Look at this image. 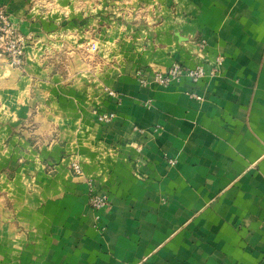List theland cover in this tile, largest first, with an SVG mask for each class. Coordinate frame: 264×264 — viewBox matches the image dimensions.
<instances>
[{
    "label": "crops",
    "instance_id": "1",
    "mask_svg": "<svg viewBox=\"0 0 264 264\" xmlns=\"http://www.w3.org/2000/svg\"><path fill=\"white\" fill-rule=\"evenodd\" d=\"M0 4V264H264V0ZM201 41L218 75L153 82Z\"/></svg>",
    "mask_w": 264,
    "mask_h": 264
},
{
    "label": "built area",
    "instance_id": "2",
    "mask_svg": "<svg viewBox=\"0 0 264 264\" xmlns=\"http://www.w3.org/2000/svg\"><path fill=\"white\" fill-rule=\"evenodd\" d=\"M27 45L26 36L22 35L16 23L12 20L10 13L8 12L7 7L0 4V51L2 54L7 56L9 63L12 66H20L23 62L25 55V48ZM206 42L201 41L199 43V51L196 53L198 61L194 67H188L182 64L181 62L173 63L166 70L157 69L154 71L153 82L159 86L167 87L175 82H180L184 77H189L193 82H198L202 78L207 76H216L219 74L222 65L225 60V56L217 55L212 61L205 59V49ZM91 50L97 51V45L93 42L91 44ZM203 60V61H202ZM209 68H206L207 64ZM137 76L139 77L142 84L147 85L149 81L145 76L142 70L137 71ZM105 91L109 96L115 98L120 102L121 96L120 93L114 89L106 87ZM194 96L200 98V96ZM151 99L148 100V104H151ZM95 113L98 116L100 122H111L117 117V113L112 112H99L95 110ZM171 164H175L176 160L171 159ZM73 171L78 176H83L84 172L80 162H73L72 164ZM91 206L96 211L99 212L108 206L110 199L108 194H99L94 191L92 186L91 188Z\"/></svg>",
    "mask_w": 264,
    "mask_h": 264
},
{
    "label": "rangeland",
    "instance_id": "3",
    "mask_svg": "<svg viewBox=\"0 0 264 264\" xmlns=\"http://www.w3.org/2000/svg\"><path fill=\"white\" fill-rule=\"evenodd\" d=\"M75 161H77V160H75ZM75 161H73V162H75ZM73 162L71 163V168H72V164H73ZM78 162V161H77ZM73 169V168H72Z\"/></svg>",
    "mask_w": 264,
    "mask_h": 264
}]
</instances>
